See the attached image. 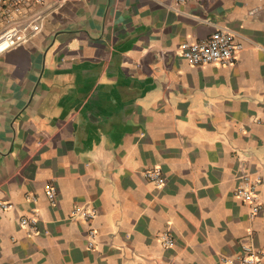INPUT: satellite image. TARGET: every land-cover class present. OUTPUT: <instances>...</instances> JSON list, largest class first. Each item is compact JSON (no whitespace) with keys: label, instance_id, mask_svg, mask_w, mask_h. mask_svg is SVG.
Here are the masks:
<instances>
[{"label":"crops","instance_id":"1","mask_svg":"<svg viewBox=\"0 0 264 264\" xmlns=\"http://www.w3.org/2000/svg\"><path fill=\"white\" fill-rule=\"evenodd\" d=\"M218 29L244 45L234 63L190 64L180 45ZM244 173L262 177L256 216L236 197ZM0 202V264H225L264 248V0H63L0 54ZM89 204L94 249L72 214Z\"/></svg>","mask_w":264,"mask_h":264},{"label":"built area","instance_id":"2","mask_svg":"<svg viewBox=\"0 0 264 264\" xmlns=\"http://www.w3.org/2000/svg\"><path fill=\"white\" fill-rule=\"evenodd\" d=\"M63 0H0V54L29 42L39 33L50 11L58 7ZM178 2L183 0H177ZM258 12L254 8L250 13ZM244 45L236 40L235 33L218 29L210 36L195 41H185L180 45L184 58L192 65L206 67L209 65H230L234 63L237 54ZM144 175L158 187H162L166 178L158 167L145 170ZM262 182L260 175L244 173L236 189V197L249 205L251 215L256 216L263 208V203L258 194V186ZM46 193L51 201H55L57 189L48 184ZM0 207L8 209L10 203L0 202ZM72 214L80 216L88 225V245L90 249L96 246L97 230L93 221L98 212L92 205H77ZM21 225L28 227L30 232L39 231L38 218L35 215L23 216ZM162 243L165 246L174 245L175 241L169 232L162 234ZM225 264H264V248L252 244H244L242 253L234 258L223 259Z\"/></svg>","mask_w":264,"mask_h":264}]
</instances>
